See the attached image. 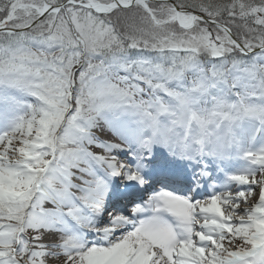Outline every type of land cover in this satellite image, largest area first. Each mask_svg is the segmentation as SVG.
Segmentation results:
<instances>
[{
    "label": "snow or ice",
    "instance_id": "obj_1",
    "mask_svg": "<svg viewBox=\"0 0 264 264\" xmlns=\"http://www.w3.org/2000/svg\"><path fill=\"white\" fill-rule=\"evenodd\" d=\"M264 264V0H0V264Z\"/></svg>",
    "mask_w": 264,
    "mask_h": 264
},
{
    "label": "bare ground",
    "instance_id": "obj_2",
    "mask_svg": "<svg viewBox=\"0 0 264 264\" xmlns=\"http://www.w3.org/2000/svg\"><path fill=\"white\" fill-rule=\"evenodd\" d=\"M49 264H57V262H55V261H49Z\"/></svg>",
    "mask_w": 264,
    "mask_h": 264
}]
</instances>
